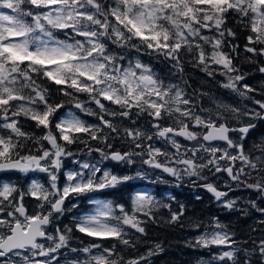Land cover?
I'll return each instance as SVG.
<instances>
[{
    "label": "snow or ice",
    "instance_id": "obj_1",
    "mask_svg": "<svg viewBox=\"0 0 264 264\" xmlns=\"http://www.w3.org/2000/svg\"><path fill=\"white\" fill-rule=\"evenodd\" d=\"M230 21L248 33L243 51L264 56V0H0V264H60L61 249L86 254L66 264H149L151 256L162 252L157 243L145 254L125 260L116 244L70 246L75 229L134 249L136 238L125 226L146 235L143 225L155 220L159 208L169 210L171 223L184 216L183 205L172 211L170 204L146 193L135 194L129 207L96 199L94 194L144 175L114 173L105 161L131 166L139 158L178 183L196 177L228 210L237 205L229 197L234 186L251 189L264 201V146L254 145L260 152L256 156L245 144L254 121L264 120V100L249 95L256 89L241 83L246 74L233 64L240 45L234 43L238 33ZM141 54L170 61L169 75L178 80L166 82ZM186 63L209 77L219 72L226 79L221 87L257 107L242 110L218 103L215 113L202 107L197 97L206 94L188 90ZM258 71L264 73V66ZM45 81L54 90L44 86ZM82 93L87 101L79 98ZM57 95L67 99H56ZM66 104L73 107L57 115ZM74 110L95 116L99 123H87ZM22 117L43 133L26 131ZM144 118L147 126L138 123ZM117 139L127 145L125 150L114 148ZM183 141L193 143L189 147ZM77 143L100 159L75 161L78 170H66L65 160L76 155L67 146ZM205 170L212 176L226 174L227 191L209 182ZM10 172L44 173L47 184L33 179L22 187L3 178ZM81 197L96 205L94 212L74 216L71 226L59 225L60 217L79 207ZM27 199L36 202L31 212ZM247 204L264 215L257 200ZM235 236L214 218V229L195 237L190 246L224 249L200 264H255L254 256L264 264V239L249 249Z\"/></svg>",
    "mask_w": 264,
    "mask_h": 264
},
{
    "label": "trees",
    "instance_id": "obj_2",
    "mask_svg": "<svg viewBox=\"0 0 264 264\" xmlns=\"http://www.w3.org/2000/svg\"><path fill=\"white\" fill-rule=\"evenodd\" d=\"M229 26L233 27L235 31H237L238 35L237 38L234 40V43L240 45L239 56L233 59V64H235L241 73L246 74L245 81L252 86L259 94L252 92L251 96H253L257 100H264V73L258 71L259 67L264 66V56H253L251 53H245L243 51V46L247 42L246 36L247 32L240 30L234 22L230 21ZM132 57L136 56L134 50L130 52ZM140 58L146 62L150 63L152 68L155 72L160 74L162 77L165 78V81L172 80L176 82L178 80L177 76L169 75L170 73V61L164 60L162 57L157 58L155 56H147L141 54ZM190 59V58H189ZM261 64V66H260ZM221 76L219 73L215 74V77H209L206 73L201 71L199 68L193 67L192 63L185 64V74L184 80L187 81L188 90L191 92L192 90H197L198 92L206 91V90H213L219 92L221 88H217V85H221L222 83L226 82L225 77L222 78V83L220 79ZM260 83V84H258ZM44 86L53 87L49 85L46 81L44 82ZM87 94H79V98H85ZM56 99H67L66 97H62L57 95ZM72 106V104H66L65 107ZM62 110V109H61ZM60 110V112H61ZM58 113L57 115H59ZM22 123L24 124V128L26 131H31L39 136L43 133V129L36 128L35 122L27 120L25 118H21ZM94 124H97L94 121ZM264 128V124H260L257 130L261 132ZM87 139V137H85ZM93 147L96 146L95 141L90 142ZM115 143L118 144L116 141ZM114 145L115 146H117ZM70 149H74L78 153H82L79 150L85 148L84 144H72L68 145ZM31 147L35 149L36 145L32 144ZM116 148V147H115ZM23 154V153H22ZM12 180V178L10 177ZM45 181V179H44ZM175 186H172L170 189V195L168 197H161V192L166 191L164 187L157 186L156 192L158 191L157 200L163 204H170L172 211H177L180 205H183L185 208L184 216L182 217L181 221L176 223L170 222V213L169 210L166 208H159L154 212L155 220L154 221H147L145 225L146 235H142L136 232L135 229H131L128 226H125L126 230L129 232V236L136 238V247L130 248L125 245L120 244L118 241L114 239H105L100 240L98 238L88 237L83 233H79L75 229L73 230V239L70 241V246L73 248L82 249L92 243H101L105 247H110L112 244H116L117 251L120 253L121 256L124 257L125 260L134 259L141 254H145L150 248L154 247L155 244H160L163 251L159 252L149 259V264H200L202 260L206 261L207 259H211L212 254L218 252L217 247H212L213 251L205 248H196L190 246V242L192 243L191 239L192 236L204 229L202 222L205 218L209 215H213L218 219H227L232 218L230 214L225 211H221L220 207L214 206V203L207 199L205 196H201L200 199H196L192 189L185 185L182 182L174 183ZM143 183L139 182H130L128 181L125 184L119 185L114 189H106L100 195L108 200L113 201L117 204H124L126 207L131 206V194L135 189L141 187ZM167 187V186H166ZM156 195V196H157ZM86 198H82L80 201L78 208H83L86 206L85 202ZM260 204V203H259ZM84 209V208H83ZM85 210V209H84ZM208 215V216H207ZM75 216V213L72 214H65L64 216L60 217L58 224L63 225H72L73 220L72 218ZM241 218H246L242 216ZM141 219L147 220L146 217H141ZM200 224V227H195V224ZM244 221L240 220L238 224H231L229 222L223 223L224 225L228 226V230L232 232H236L235 234L238 236L236 239L241 242V246L248 248V244H253V241H243L250 235L252 228L248 229L247 234L244 235L243 232L245 230L243 224ZM242 232V233H241ZM259 243V242H257ZM80 253H71V255L76 256ZM253 260L255 264H259L258 256H254Z\"/></svg>",
    "mask_w": 264,
    "mask_h": 264
},
{
    "label": "rangeland",
    "instance_id": "obj_3",
    "mask_svg": "<svg viewBox=\"0 0 264 264\" xmlns=\"http://www.w3.org/2000/svg\"><path fill=\"white\" fill-rule=\"evenodd\" d=\"M25 7H27V6H25ZM9 12H10V10H9ZM61 38H63V36H61ZM262 64L264 65V63H262ZM260 66H261V64H260ZM217 73H219V72H217ZM222 78H224V77L221 76V78H219L220 81H221L219 83H222V81H223ZM258 84H260V83H258ZM216 87L217 88H221V85L219 84ZM199 92H202V93L206 94V95H204V97L203 96H199L198 97V99L200 97H203L202 101L200 102V105L202 107L212 109L213 113H215L216 105L218 103L219 104H224L226 106L227 105H231V106L239 107L242 110L245 107H248V108L256 107L251 100L246 99L245 97H242V96L238 95L237 93L231 91L230 89L221 88L219 92L214 91L213 94H210L209 90L208 91L207 90L206 91L205 90L204 91L200 90ZM256 94H259V92L256 91ZM249 95H252V94L249 93ZM261 97H264V96H261ZM80 99L87 101L88 97L80 98ZM88 106L90 108H92L93 110H97L98 111L97 106L95 104L89 103ZM72 107L73 106H69V107L63 108L61 110L60 114L66 113L67 110L69 108H72ZM110 107L111 108H115L116 106L111 105ZM74 111H76V114L81 116V118L84 119L85 121H87V123H89V124H94V121L97 124L99 123V120L95 116L83 115V114H81L79 112V110H74ZM225 115H226V117H228L230 119V116H231L230 113L226 112ZM105 118L106 119H111V117H107V116H105ZM261 121H263V120H261ZM230 122H233V121L230 120ZM245 122H247V121H245ZM138 123H142L145 126H147V118H144V120H142V121H138ZM262 124H264V121L262 122ZM125 125H127V124H125ZM40 129H42V128H40ZM252 135H253V137H255L258 140L257 146H264V140L261 141V138L258 135V130L253 132ZM248 137H250V136H248ZM96 146H97V144H96ZM45 147H48L46 142H45ZM67 147H68L69 150H71L74 153H76V155H75V157H69V158H67L65 160V169L66 170H78L79 166H78V164L75 163V161H81V162L87 161L89 163H94V162H96L97 160L100 159L99 154L96 153V152H93L92 155L89 156L88 153H87V148L83 149V146L79 150L82 153H78L74 149H70L69 146H67ZM253 148H254V146H253ZM253 154L256 155V156L260 155L258 147L256 149H254ZM140 163H141V161H140ZM104 164L107 167L111 168L114 173H118V174H121V175L127 174V175H131V176H135L137 171H141L138 167H134V165L139 164L138 158L136 160V163L134 165H131V166L122 165V164H116L115 162H112V161H105ZM112 165L115 166L116 170H114L112 168ZM118 165H120V166L118 167ZM124 166H126V170H124ZM143 167H144V165H143ZM65 169H62V173H63V171ZM141 172L144 173V175L141 178H136V179H133V180L130 181V182H134V183L135 182L143 183V185L141 187L135 189V191L132 192L131 200L135 196V194H137V193H146L148 195L154 196L153 191L157 189V186H159V188L160 187H166V186L170 188L172 186H175L174 183H177L175 178H173V177H164V176L158 174L157 172H153V173H155V175L157 177H154L153 175L148 174L145 171L144 172L141 171ZM43 175H45V174L43 173L40 176L41 177V181H42V183L47 184L46 175H45V178H44L45 181L43 180ZM254 175H255V173H254ZM193 178L195 180H197L196 177H193ZM63 179H64L63 174H61V181H63ZM35 180L39 181V179H37V178H35ZM191 180H192L191 177H184L183 180L180 181V182H182V184L184 183L188 187H191L192 189H194L192 184H191ZM227 180H228V178L225 176L224 173H221L219 175V178L217 176H212V175H210V177H209V181L213 182V183L221 182L222 184H224V182L227 181ZM164 181H167V183H165ZM233 185H234V182H233ZM226 190H227V188H226ZM245 191H246L245 188H242V187L241 188H235V186H234V190L229 192V197L235 198L237 200V205H236V208L234 210H228V209L224 208L222 206V204H219V207H220L221 211H224V209H225V210L229 211V213H232V214H230L231 217H232V221H233V223H231V224H238L240 220L244 221L243 224H248V225H244L246 227L244 232H243L244 235L247 234L248 229L252 228V230L250 232V235L248 237H246L245 239L241 238V240L250 241V243L252 241L257 243L261 239H264V224L260 223L261 220H264V215H261V213L249 208L247 202L249 200H251V199L252 200L255 199V200H257V203H260L262 206H264V201L259 199V197H258L256 192L254 193V197L250 199L249 197H247L245 195ZM94 196H95L96 199L108 200V199L103 198L100 195V193L94 194ZM82 198H85V197H81L80 201L82 200ZM69 199H71V198H69ZM85 202H86V206L83 207L85 210L83 208H75V209H72V211H70V212H66L65 214L75 213V216H77V215H84V214H89V213L94 212V210L96 208V205L93 204V203H89L87 198H86ZM65 203L67 205L68 202L66 201ZM245 212H247V214H245ZM242 216H245L246 218L243 219V218H241ZM59 220L57 221V223L59 222ZM219 221L222 224L227 222V221L223 220L222 218L219 219ZM202 225H203L204 229H201L200 231H198L197 233H195L192 236L193 237L191 239L192 243L195 242V237L203 234L205 231H211V230L214 229V216L213 215H209L207 218L204 219V221L202 222ZM48 231L52 232L53 228H50ZM237 237L238 236L236 235L235 238H237ZM41 242H43V241H41ZM50 243H51L50 241L46 242V246H47V244H50ZM253 246H254V244H251V245L248 244V248L249 249H251ZM209 250L213 251L212 249H209ZM222 250H224L222 247L220 249H218V251H222ZM93 251L95 252L96 250H93ZM61 252L63 253V255H61L59 257L60 264H66L67 260H70V259L73 258V255H71V253L67 249H61ZM79 256H80L81 259H84L86 254L80 253ZM39 258L40 257H35V259H39ZM15 259L17 261L19 260V258H15ZM207 260H209V259H207Z\"/></svg>",
    "mask_w": 264,
    "mask_h": 264
},
{
    "label": "flooded vegetation",
    "instance_id": "obj_4",
    "mask_svg": "<svg viewBox=\"0 0 264 264\" xmlns=\"http://www.w3.org/2000/svg\"><path fill=\"white\" fill-rule=\"evenodd\" d=\"M241 83H246V84H248L245 80L242 81ZM248 85H249V84H248ZM223 89H225V88H223ZM207 91H208V90H207ZM209 91H210V94H213V92H214L213 90H209ZM203 97H204V96H203ZM203 97H200V98H199V102L202 101V98H203ZM197 98H198V97H197ZM255 106H256V105H255ZM256 107H257V106H256ZM263 121H264V120H263ZM263 121H261V120L254 121V123L256 124V127H255L254 129H252V130L249 132L248 136H250V137H248L247 140L245 141L246 147L249 148V149H252V151H254V149L257 148V147H254V148H253V146H254V145L257 146V142H258V140H257L255 137H253L252 133L255 132V131H257V128L259 127L260 124H262ZM231 123H232V126H236L235 121H233V122H231ZM124 124H128V122H127V121H124ZM258 135L260 136L261 141L264 140V128L261 130V132L258 131ZM116 141L118 142V144L115 143ZM116 141H113V146L117 144V146H115L116 149H120V150H122V151L126 149L127 145L123 144L119 139L116 140ZM183 142H184V143H187L189 147H190L191 144L193 143V142H189V141H183ZM214 143L222 144L223 142H214ZM156 146H157V147H160L161 145H160V143L158 142ZM115 147H114V148H115ZM138 160H139V164L134 165V167H138L141 171H143V172L145 171L146 173L151 174V175H153L154 177H157V176H156L155 173H153V172H157L158 174H160V175H162V176H164V177H171V176L168 175L167 173H163V172H161V170H159V169H151V168H148V166H146V165H144V167H143V164L140 163V159H139V158H138ZM119 166H120V165H118V167H119ZM237 166H239V164H238ZM112 168H113L114 170H116L114 165H112ZM124 170H126V166H124ZM125 172H126V171H125ZM42 174H43V173H40V172H29L27 175H25V174H23V173H19V172H10V173H5V174H3V178H4L5 180H7V179H10V177H11L12 180H11V179H10V180L12 181V183H15V184H18V185L24 187V186L28 185V183H29L31 180L35 179V178L39 179V181L42 182V181H41V177H40ZM204 175L210 177L211 174L208 173L207 170H205ZM219 175H220V174H219ZM219 175L217 176L218 178H219ZM253 175H254V174H253ZM225 176L227 177L226 174H225ZM44 178H45V175H43V180H44ZM191 178H192V180H191V184H192V186H193L194 189H192L191 187H190V189H192V193H193L194 195H196L195 198H196V199H200L201 196H205L207 199H209L210 201H212V202L214 203V206L219 207V204H221V203L217 202V201L214 199V197H213V195H212L211 193H209L204 187L200 186V185L203 183V181L195 180L193 177H191ZM227 178H228V177H227ZM193 181H195V183H194ZM209 182H210V181H209ZM251 182H252V180L250 179V180H249V183H251ZM215 184L218 186V188H219L221 191H227V190H226V187H223L224 184H222L221 182H215ZM164 188H165L166 191H162V192H161V197H162V198H164V197H168V196L171 194V193H170V189H171L172 187H170V188H169V187H164ZM153 193H154L155 199L157 200V197H158L157 193H158V191L156 192V190H154ZM254 193H255V192H254L253 190H251V189H246V191H245V195H246L247 197H249L250 199L254 197ZM156 195H157V196H156ZM198 197H199V198H198ZM251 200H252V199H251ZM35 203H36V202H35L34 199H27L26 207H29V211H30V212L32 211V207H34ZM224 211L227 212L228 214H232V213H229V211H227V210H225V209H224ZM214 218H217V217L214 216ZM223 220H225V221H227V222H229V223H233L232 218H227V219H223ZM50 228H52L51 225L48 226V229H47V230H49ZM39 242H41V241H39ZM39 259H43V258L40 257Z\"/></svg>",
    "mask_w": 264,
    "mask_h": 264
},
{
    "label": "bare ground",
    "instance_id": "obj_5",
    "mask_svg": "<svg viewBox=\"0 0 264 264\" xmlns=\"http://www.w3.org/2000/svg\"><path fill=\"white\" fill-rule=\"evenodd\" d=\"M208 216V215H207ZM67 253V252H66ZM68 254V253H67Z\"/></svg>",
    "mask_w": 264,
    "mask_h": 264
}]
</instances>
